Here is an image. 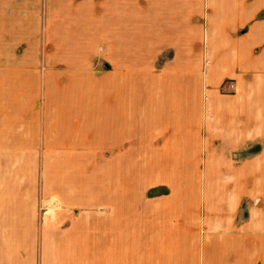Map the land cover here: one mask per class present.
<instances>
[{
  "label": "crops",
  "instance_id": "1",
  "mask_svg": "<svg viewBox=\"0 0 264 264\" xmlns=\"http://www.w3.org/2000/svg\"><path fill=\"white\" fill-rule=\"evenodd\" d=\"M0 264H264V0H0Z\"/></svg>",
  "mask_w": 264,
  "mask_h": 264
},
{
  "label": "rangeland",
  "instance_id": "2",
  "mask_svg": "<svg viewBox=\"0 0 264 264\" xmlns=\"http://www.w3.org/2000/svg\"><path fill=\"white\" fill-rule=\"evenodd\" d=\"M151 194L153 195V192H151ZM152 197H154V196H152ZM140 204H141V202L136 201V206H140Z\"/></svg>",
  "mask_w": 264,
  "mask_h": 264
}]
</instances>
